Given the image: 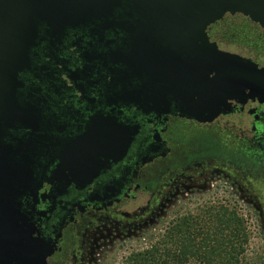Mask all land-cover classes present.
<instances>
[{
	"label": "flooded vegetation",
	"instance_id": "af4514ba",
	"mask_svg": "<svg viewBox=\"0 0 264 264\" xmlns=\"http://www.w3.org/2000/svg\"><path fill=\"white\" fill-rule=\"evenodd\" d=\"M176 29L179 17L158 0H99L83 16L38 22L0 111V174L13 192L22 230L51 251L47 264H100L108 236L135 232L182 186H209L227 166L264 165V103L258 100L234 103L231 114L215 121L251 119L241 123L249 127L243 148L230 154L210 137L183 146L185 135L215 122L148 111L125 97L157 90L149 59ZM229 29L251 39L254 55L223 46ZM208 36L222 51L264 69V29L250 19L226 14ZM163 70V91H169Z\"/></svg>",
	"mask_w": 264,
	"mask_h": 264
},
{
	"label": "water",
	"instance_id": "95a60500",
	"mask_svg": "<svg viewBox=\"0 0 264 264\" xmlns=\"http://www.w3.org/2000/svg\"><path fill=\"white\" fill-rule=\"evenodd\" d=\"M99 0H0V111L9 102L16 75L26 63L38 22L61 23L83 16ZM179 17L175 38L149 59L156 91H131L130 103L152 112L211 124L233 112L234 103H264V69L248 58L222 51L208 36L226 14L242 15L264 29V0H158ZM168 69V87L162 82ZM156 68L159 70L157 71ZM167 80V81H168ZM250 90V91H245ZM13 192L0 174V264H47L51 251L22 230Z\"/></svg>",
	"mask_w": 264,
	"mask_h": 264
},
{
	"label": "rangeland",
	"instance_id": "374dc122",
	"mask_svg": "<svg viewBox=\"0 0 264 264\" xmlns=\"http://www.w3.org/2000/svg\"><path fill=\"white\" fill-rule=\"evenodd\" d=\"M227 31V34L222 35L225 41L223 46L233 52L254 55L255 45L251 39H239L240 34L230 29ZM262 47L263 45L260 49ZM242 119L235 116L223 118L208 127L209 131L202 130L198 135H185L182 139L183 146L191 148L204 138L210 137L228 149L230 154L237 153L243 148L242 139L249 136V127L248 131L243 130L241 123H251L248 115H244ZM216 166L221 167L220 163ZM226 171L224 175L217 173L209 186L195 185V189L182 186L165 201L162 210L154 219L147 222L145 220L135 232L120 233L115 238L108 236L110 241L101 251L100 264L124 263L132 251L146 248L149 244L148 237L158 236L175 218L189 213L196 214L208 205H224L237 211L251 236L241 257V264H264V165L247 164L240 169L227 166ZM146 230L148 232L144 233Z\"/></svg>",
	"mask_w": 264,
	"mask_h": 264
},
{
	"label": "trees",
	"instance_id": "16d2710c",
	"mask_svg": "<svg viewBox=\"0 0 264 264\" xmlns=\"http://www.w3.org/2000/svg\"><path fill=\"white\" fill-rule=\"evenodd\" d=\"M250 238L235 209L208 205L196 214L175 218L122 264H241Z\"/></svg>",
	"mask_w": 264,
	"mask_h": 264
}]
</instances>
